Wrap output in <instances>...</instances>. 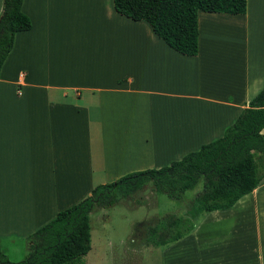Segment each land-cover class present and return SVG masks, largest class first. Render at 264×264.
I'll list each match as a JSON object with an SVG mask.
<instances>
[{
    "label": "crops",
    "instance_id": "0c3cea01",
    "mask_svg": "<svg viewBox=\"0 0 264 264\" xmlns=\"http://www.w3.org/2000/svg\"><path fill=\"white\" fill-rule=\"evenodd\" d=\"M55 1H23L32 27L16 34L0 71V250L10 262L22 261L28 237L95 187L221 138L264 88V0H247L245 15L199 12L195 57L104 8L105 0L96 4L104 23L72 24L74 41L63 43ZM33 9L41 11L35 21ZM246 197L252 247L240 234L238 253L210 264H264V178ZM210 218L188 240H200ZM220 235L227 247L231 234Z\"/></svg>",
    "mask_w": 264,
    "mask_h": 264
},
{
    "label": "trees",
    "instance_id": "16d2710c",
    "mask_svg": "<svg viewBox=\"0 0 264 264\" xmlns=\"http://www.w3.org/2000/svg\"><path fill=\"white\" fill-rule=\"evenodd\" d=\"M24 0H2L0 12V71L17 33L29 31L22 12ZM114 11L133 22H144L170 49L185 57L198 54V14L245 15L247 0H112ZM264 88L242 110L223 136L160 169L127 174L100 185L78 204L28 237L26 255L10 262L0 250V264H83L91 249L90 214L151 190L171 200L199 183L202 190L190 202L186 216L159 218L147 229L146 244L164 247L188 236L204 213L232 208L251 194L264 178Z\"/></svg>",
    "mask_w": 264,
    "mask_h": 264
},
{
    "label": "rangeland",
    "instance_id": "374dc122",
    "mask_svg": "<svg viewBox=\"0 0 264 264\" xmlns=\"http://www.w3.org/2000/svg\"><path fill=\"white\" fill-rule=\"evenodd\" d=\"M32 1L38 3V7L41 4V0H28L30 3ZM98 2L99 0H56L54 2L57 7L55 12L59 15V19L55 20L52 17L50 21L55 20L58 24L61 42L74 41L68 28L72 24L97 26L104 23L101 20L102 9L96 5ZM66 3H84L85 7L80 11L77 8L66 7ZM101 5L113 11L112 0H105ZM38 14H41V11L33 9L32 19L34 21ZM44 15L47 16V13ZM201 190L202 185L199 183L194 190L184 194L182 201H174L163 194H155L148 188L113 207L95 209L89 217L91 249L83 257V264H168L170 261H174V264H210L212 260L222 255L234 257L238 253L237 250L241 249L240 241L235 239L238 236L240 238L242 234L245 235L246 232L247 234L243 237L252 247L254 237L252 230L248 229L247 222L252 224L253 212L242 205L247 199L246 196L232 209L202 214L195 222L194 230L179 241H183L181 244L176 242L158 248L146 244L149 226L153 225L157 219L169 215L184 218L190 202ZM217 215L227 216L229 223L215 224ZM209 217H211L209 220L214 219L212 221L214 223L204 226L201 231L203 232L202 239L199 240L198 237V239L188 240L201 222ZM215 227L220 232L226 229L227 234H231L224 243L227 247H223L220 243L222 237H219L220 232L216 231ZM206 236L208 237L205 238Z\"/></svg>",
    "mask_w": 264,
    "mask_h": 264
},
{
    "label": "built area",
    "instance_id": "2783aa9c",
    "mask_svg": "<svg viewBox=\"0 0 264 264\" xmlns=\"http://www.w3.org/2000/svg\"><path fill=\"white\" fill-rule=\"evenodd\" d=\"M20 76V78L22 77V75H19Z\"/></svg>",
    "mask_w": 264,
    "mask_h": 264
}]
</instances>
